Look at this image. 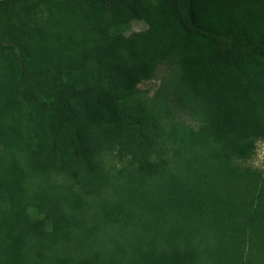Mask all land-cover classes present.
Wrapping results in <instances>:
<instances>
[{"label":"trees","instance_id":"1","mask_svg":"<svg viewBox=\"0 0 264 264\" xmlns=\"http://www.w3.org/2000/svg\"><path fill=\"white\" fill-rule=\"evenodd\" d=\"M263 138L264 0H0V264H264Z\"/></svg>","mask_w":264,"mask_h":264},{"label":"rangeland","instance_id":"2","mask_svg":"<svg viewBox=\"0 0 264 264\" xmlns=\"http://www.w3.org/2000/svg\"><path fill=\"white\" fill-rule=\"evenodd\" d=\"M147 25L140 20L130 22L128 29L124 32L126 35L144 31ZM171 67L167 65H159L154 77L149 81H143L139 84V89L144 92L146 98H151L162 81L168 76ZM188 124H192L191 120L186 116L183 117ZM244 165L259 169L264 172V138L257 142L254 155L244 163Z\"/></svg>","mask_w":264,"mask_h":264}]
</instances>
